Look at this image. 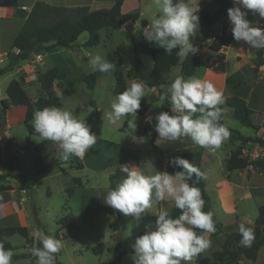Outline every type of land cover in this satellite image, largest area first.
Returning <instances> with one entry per match:
<instances>
[{"label": "clouds", "instance_id": "1", "mask_svg": "<svg viewBox=\"0 0 264 264\" xmlns=\"http://www.w3.org/2000/svg\"><path fill=\"white\" fill-rule=\"evenodd\" d=\"M155 4L160 14L153 16L143 29L144 38L168 54L174 49H179L181 56L195 54L198 49L190 38L199 27L198 5L194 6L191 0H155ZM248 10L264 19V0H233V7L227 10L233 38L252 48L264 49V28L247 19ZM89 65L92 71L101 73H108L115 67L99 53L91 55ZM57 95L63 96L59 87ZM144 95V81L132 80L112 100L111 111L107 113L109 123L117 125L128 116L135 120ZM164 99L170 103L172 114L162 111L154 117L155 131L161 140L176 141L188 137L196 145L211 149L219 148L229 138V129L221 123L226 112L220 107L224 104V95L210 80L195 76L185 79L179 75L165 92ZM152 120V116L146 117L149 124ZM127 122L135 126L132 120ZM33 128L41 140L58 144L61 151L57 156L62 161H69L72 156L83 158L97 142L96 134L91 132L84 119L62 107L35 110ZM169 164L182 170L174 174L157 171L154 175H145L139 167L123 165L125 177L106 195V205L136 220L166 197H171L174 206L180 210V215L173 217L167 209L161 208L156 214L154 230L148 227L135 239L133 264H188L210 246L205 234L216 231L214 214L204 211L205 201L200 188L195 186L205 178V173L182 157L171 158ZM193 175L197 180L189 184ZM238 231L242 237L240 244L250 247L254 240L252 229L240 223ZM34 239L41 245L31 249L35 264H55V254L62 249V241L46 235L41 229L35 230ZM13 255V251L0 242V264H11Z\"/></svg>", "mask_w": 264, "mask_h": 264}, {"label": "crops", "instance_id": "2", "mask_svg": "<svg viewBox=\"0 0 264 264\" xmlns=\"http://www.w3.org/2000/svg\"><path fill=\"white\" fill-rule=\"evenodd\" d=\"M36 1L37 0H18V5L16 7L0 6V68L7 65L10 59V53H13L15 51L12 48V43L25 21V18H23L21 11L22 10L30 11ZM44 1L51 4L65 5V6L88 5L90 6L91 9L111 7L115 2V0H44ZM152 1L153 0H124L121 6V11L123 13L138 12L140 13V18L137 21L128 22L122 28H125L126 25L128 24L132 25L133 28L138 27L141 24V26L144 29L147 25H149L150 15L153 17L160 14L158 6L152 4L151 3ZM215 2H216L215 0H191V3L194 6L198 5L199 9L204 8V9H209L211 11L215 9L216 6ZM130 3H133V5L132 4L130 5ZM231 7H233V1L226 9L225 14L222 15L212 27L205 29L203 31L197 30L195 36L190 38L194 46L196 43H201V45L199 46V51L201 54L200 64L196 69V72L192 76H195L200 79L210 80L216 86V88L223 93L224 96L236 95L244 98L248 106L254 110V113L252 114V118L254 123L260 126V129L256 130L253 128L254 133L252 134L249 131L245 132L246 126L243 125L239 120H237L234 117L233 109L231 108L230 111L228 107L224 108L226 109L225 115L223 116L224 125L229 129V131L238 130L244 136H252V137L258 136L264 139V66L259 68V70H256L254 63V58L259 49L252 48L250 45H248L246 42L242 40L236 41L233 37L228 45L222 47L218 51H214L209 47L210 42L214 39V37L217 34H221L223 31L227 32L228 34H232L233 26L229 21L228 12H227V10ZM142 19H145L147 21L146 25L142 23ZM247 19L249 21H252L254 25L257 22L256 17L247 16ZM83 39H84V33L71 46L61 47L57 45L56 47H53L46 52L38 54L41 56V60H38V55H34L27 60L21 61L13 70L8 71L5 74L1 75L0 101L4 98H7L6 88L10 83V81L14 78L21 80L22 85L27 92L26 85L28 83H32L33 81L38 80V74L40 72H44L50 67H57L63 71L66 70V67H68V65L71 64L73 61L72 58V54L74 52L73 48L75 47V48L83 49V45L86 46L85 44H83L84 42H82ZM141 39L142 40L140 42L138 41V44L139 45L143 44L149 51L151 50L152 47H156V45H154L153 43L148 42L144 38V36H142ZM135 40L137 39L135 38ZM57 52H63L65 55H58L54 57L55 54H58ZM186 56L187 55L181 56L180 64L171 67L170 70L165 74L166 80L168 82L173 81L178 75L182 74L181 62L185 59ZM84 58L87 57L84 56ZM49 59H50V63L46 64L45 60H49ZM29 64H32V68L36 71V74L35 76L31 77L29 81H24L23 80L24 71H25L24 68H26ZM153 66H154V60H153ZM122 68L127 75L126 77L127 87H128V79L142 80L145 83V79L150 75L152 71L151 69L150 72H145L143 70L142 61H141V68L144 75L143 77L140 78L134 77L136 66L133 69L131 66H124ZM14 70H16L17 73L14 74L13 73ZM84 75H86L85 72L81 71L79 74V79L83 80ZM189 77H186L185 79ZM66 78H67V74L65 79ZM83 82L85 81L83 80ZM170 85L171 84L162 85L158 87H149L145 83V92L150 91L153 98L159 100V106L155 107L153 105L152 98H150L149 96H147V94H145L144 96L147 97L149 102V108L147 109L149 112L148 116L151 115L153 117L152 123L149 124L148 122H146V116L144 114L136 115L140 127L145 129L144 133L141 134L140 136H143L144 134L147 136L150 135L151 141L158 145V147L155 148V154L153 159L155 174L157 171L168 172V167L170 165L169 160L174 154L179 152L200 151L203 154L202 170L203 173H205L204 181L206 184V190L211 197L212 207L216 215V218L218 221H220L223 224V234L231 231H238V227L240 223H244L246 226L251 225V229H253L255 226L256 218L258 217V207L259 205L264 204V169L262 168L258 169L253 165H249L243 169H236L233 171H229L227 170L226 163H227V159L230 157L232 152L236 150L238 147L242 146V155H243V153L246 151V148L249 147L253 148L255 145H257L258 148H260L261 151H263L264 144H260V142L257 143L252 141L242 144L241 140L233 139L229 136L227 140L222 142L219 148L209 149V148L200 147L195 143H193L190 138L185 137L183 138V140L168 141L169 144L171 145L169 151L166 152L163 146H161V143L165 141L157 140L155 137L156 121L154 117L158 113L164 111L162 109L161 91L166 92ZM37 95L33 97L32 96L29 97L32 100H35L37 98ZM17 106L20 107L11 106L9 108L4 123H5V131L8 137L12 139L14 148L20 150L22 152L21 157H23V155H25L26 152L22 150L21 146L19 147L17 146L15 134L13 132V127L17 124L24 123L26 107L24 105H17ZM168 112L169 114H172L171 105L169 107ZM31 136L32 135H30L29 138L32 141H34L31 138ZM157 141H159V143ZM39 142H35V143H39ZM50 142L51 141H48L47 146H49ZM140 146H141L140 141H137L132 143L131 148H123L122 155L118 154L112 159L110 164V166H112V169L114 166L116 167L118 165L123 166V165H127V163H129L128 166H134L135 160L133 159V156L134 154L139 153V155L141 156V161L138 167L139 170H141L145 174V169L143 168V163H142L143 155H141L140 153L141 151ZM60 151L61 149L58 146V148L55 150V153L54 154L52 153V164L55 163L59 164L61 165V168L62 166L63 167L66 166L63 172L66 175L70 176L69 180L64 183L66 187L67 183L73 178L71 177V174H69V172H73L75 169H82L88 165L86 158L90 151L88 150L83 158L78 157L79 158L78 160L83 162L84 164L82 168H77L68 161H62L61 163H59L60 159L58 158L57 154ZM44 152L45 150L42 152L41 158L39 154H36V157L38 159L40 158L39 160H43L44 158L46 159L45 155H43ZM4 153H5L4 149L3 151L0 150V154H1L0 165L2 162V169H6L8 166V158ZM131 160H133V162ZM101 165L105 167L104 163H101ZM2 169L0 170V172H3ZM112 169L109 173H112ZM38 174H39L38 175L39 178L37 177L38 178L37 182H40L42 181L43 175L46 174V169L39 171ZM77 178H79L81 182L76 184L73 197L80 188H85L84 179L80 177ZM45 179L48 178L45 177ZM0 184L11 185L12 187L11 189L0 190V196H2L3 198L2 200H0V227L25 225L28 227L29 230L28 239L24 237L26 238V244H22V246L24 247L23 252H21V255L19 256V254L16 253L15 251V253L21 258L19 259L17 258L18 257L17 256L12 258V260H15L14 261L15 264H21V263H25V260L27 259V261H30L29 262L30 264L31 257L26 254L30 251L31 246L36 244V240L34 239L35 231L29 229L30 219H29V213L27 207L25 205V201L28 200L27 197L29 195H32L34 193V189L27 187L29 194L27 196L26 193H23V189L26 188L22 187L17 180L6 178L1 180ZM106 190H107L106 191L107 194L108 191L110 190V185L108 188H106ZM84 196L85 194H83L82 196L83 200H84ZM250 198L254 199L255 201L254 206L256 208V216H254V218L252 219L246 218L245 216L246 214L245 201ZM87 199L86 201H84V204L89 203ZM153 205L155 206L156 214H158L161 208H165L168 211H170L174 206V201L171 197H166L165 201H161ZM65 207H67L68 209L67 211L65 210ZM85 207H83L81 211L82 213L87 214L89 212L85 209ZM72 210L73 207L69 205V203L63 207V213H64L63 215H65L67 212H70L72 223L69 228H60V224L58 222V227H59L58 232L60 236V238H58L59 240L62 238L64 239L69 238L71 233L74 232L73 230L75 228V223L73 220L74 215ZM107 211H109V213L111 214L110 224L111 225L116 224L117 215L115 213V209L108 206ZM32 212H37V205H34ZM35 216L39 217L40 214L37 213ZM142 216L143 218L144 216L150 217L151 216L150 209H148L145 213H143ZM246 220L249 223H246ZM37 221L40 222V220ZM142 227L143 226L137 223L138 230H136V232L134 233L142 231V229H144V231L147 230L146 227L144 228ZM153 228H155V226L151 227V229ZM110 229L111 232H109L108 235L106 234V236L102 240L104 241L103 243H105L107 247L112 248L116 244L113 243L114 241L112 240V237L114 238V235L117 234L118 228L116 226L115 227L111 226ZM9 236H6V239L8 241H9ZM127 236H124L123 233L120 234L121 240ZM89 246H93V245H88L87 248ZM262 252H264V246L261 248L258 258L255 261L243 260L239 264H247V263L249 264V262L255 264L259 260V258H261ZM122 262H123V258H122ZM122 262L120 264H122Z\"/></svg>", "mask_w": 264, "mask_h": 264}, {"label": "trees", "instance_id": "3", "mask_svg": "<svg viewBox=\"0 0 264 264\" xmlns=\"http://www.w3.org/2000/svg\"><path fill=\"white\" fill-rule=\"evenodd\" d=\"M124 0H115L111 7L91 9L88 5L79 6H65L51 4L44 0H37L30 11L22 10L21 14L25 18L24 24L17 33L13 40L12 48L15 50L10 53V59L7 65L0 68V76L8 71L13 70L21 61L27 60L34 55L41 54L50 50L53 47H69L74 44L79 37L88 32V39L85 41L86 46H94L100 42L99 30L102 28L121 29L125 24L130 21H137L140 18V13L131 12L123 13L121 6ZM216 8L211 11L209 9L200 8L197 15L199 16L198 30L203 31L212 27L219 18L225 14L226 9L232 2V0H215ZM18 5V0H0V6H14ZM144 25L147 24L145 19H142ZM232 34H228L223 31L221 34H217L210 42L209 47L218 51L222 47L228 45L232 40ZM52 42V43H51ZM201 43H196L195 47L198 49L195 54H188L181 62L182 74L184 78L192 76L200 64L201 54L199 46ZM154 66L150 75L145 79V83L149 87H158L162 85L171 84L173 81L168 82L165 74L171 67L179 65L181 55H178L179 49H174L171 54H168L161 47H152L150 50ZM255 68H259L264 65V49H259L254 58ZM101 72L97 71L83 76V80L86 82L89 89L93 90L97 81V77ZM116 77V85L114 93H122L127 88L126 73L119 62L114 71ZM143 71L141 68V60L137 58L136 71L134 73L135 78L143 77ZM179 76V75H178ZM66 77V73L57 68L50 67L44 72L38 74V80L41 84V89L35 100H32L24 89L21 80L12 79L6 88L7 98L1 100L0 104V123L5 122L6 115L11 106L24 105L26 107L24 125L29 135H37L33 128V113L35 110L43 109L45 107L56 106L62 107L60 96L54 90V85L57 80H63ZM24 80V78H23ZM162 94V109L169 111L170 103L167 99H164V91ZM220 107H230L233 109L234 117L239 120L243 125L252 127L256 130L260 129V126L254 123L252 114L254 110L250 108L246 100L240 96H224V104ZM149 108V102L146 96L142 98L140 109L137 114L142 115ZM81 108H77L73 113L78 116ZM148 111V110H147ZM221 123L224 124L223 117ZM144 128H141L137 133L143 134ZM230 137L233 139L241 140L242 144L249 141L263 142L264 139L258 136H244L238 130H230ZM10 144L5 146V153L8 158V166L4 172H0V181L6 178L17 180L24 188L30 187L31 173L26 170L21 161V151L14 148L12 139L9 138ZM48 141L42 140L39 143L32 141L29 136L26 145L22 147V150L32 151L36 154L42 153ZM173 157H182L199 168L202 172V159L203 154L200 151L179 152L174 154ZM76 156H72L68 161L77 168L84 166L83 162L78 160ZM135 160L134 166L140 165L141 156L139 153L134 154ZM160 160V159H159ZM60 160L59 163H61ZM249 165H253L256 168L264 169V159L255 158L248 159L242 155V146L238 147L232 152L227 159V170L233 171L236 169H243ZM182 168L173 167L169 165L168 173L174 174L176 171H181ZM124 173L121 166L118 165L116 170L110 174V189L114 188L124 177ZM197 178L193 175L192 179L188 181L189 184H194ZM73 183H80L81 180L77 177L72 178ZM195 186L199 187L202 193V198L205 201L204 211L213 212V220L215 222L216 231L214 233L205 234L209 238H215L223 234V224L217 220L212 207V200L209 193L206 190V184L204 179H200ZM11 185L0 184V190L11 189ZM75 191L74 185H68L66 187L67 198L73 196ZM67 211V207H65ZM173 217L180 215V210L175 206L169 211ZM117 215V223L112 224V227H118L123 225L124 214L115 210ZM60 228H69L72 223L70 212H67L63 217L58 220ZM38 229H41L47 235V230L44 226L39 225ZM120 230L117 231V234ZM254 234V240L250 247H244L240 244L241 235L239 231H231L223 234V240L221 242V248L215 250L212 253L211 264H239L243 260L255 261L258 258L261 248L264 246V204L258 207V217L255 221V226L252 229ZM145 231L138 232L136 234L129 235L117 241L116 244L110 248L105 243L99 242L96 245L89 246L88 248L96 255L104 253L106 250L113 251L112 264H120L122 258L126 254L134 252L133 244L135 239L143 235ZM197 233L201 234V230L197 229ZM20 234L28 239L29 230L27 226H11L0 227V242L4 243L6 249H11L14 253L13 257L18 255L15 253L14 245L6 239V236ZM60 238V236L58 237ZM34 246H41L36 241L35 245H32L30 251L26 254L31 257V263L35 264L36 258L31 255V249ZM60 252L55 254V264H63L58 260Z\"/></svg>", "mask_w": 264, "mask_h": 264}, {"label": "rangeland", "instance_id": "4", "mask_svg": "<svg viewBox=\"0 0 264 264\" xmlns=\"http://www.w3.org/2000/svg\"><path fill=\"white\" fill-rule=\"evenodd\" d=\"M155 4V0L151 2ZM216 3V2H215ZM133 3H130V5ZM216 8V6H215ZM153 17L150 15L149 21ZM100 43L94 46H84L81 48H73L71 64L64 70L67 74L65 80H57L54 90L57 93V87L63 90V96L60 97L62 102V108H65L71 112H74L78 107L81 108L78 117L84 119L85 123L90 126L91 132L97 136V142L89 149L87 155L88 165L82 169H75L73 172H69L71 177H80L84 179L85 188H80L74 197L67 198L66 187L68 185L76 186V183L72 182V179L67 183L66 187L64 183L69 180L70 176L66 175L63 171L65 167L59 164H52V153L58 148V144L50 142L49 146L45 149L43 155L46 159L39 160L36 157V153L27 151L21 161L25 166L26 170L31 173V184L30 188L34 189L32 195L26 192L28 200L25 201L30 219V230L38 229L39 225L46 228L48 235L54 236L58 239L59 227L58 220L63 213V207L69 203L73 207V220L75 223L74 232L71 233L69 238L60 239L63 243V247L60 250L58 260L63 264H112L113 251H105L102 254L96 255L90 249L88 245H96L98 242H104L102 239L111 232L110 218L108 206L105 204L106 188L110 185V174L112 169L110 166L112 159L123 153V148H131L132 143L140 141V153L143 155V168L145 169V175H154V154L155 148L158 147L156 143L151 141L150 135L140 136L137 132L141 129L138 118L134 120L133 117L128 116L122 118L117 125H112L107 119V113L111 111V102L117 96L113 93L116 85V77L114 74L115 68L120 62L122 67L131 66L132 69L137 65V58L143 63V70L150 72L153 66V57L150 51L142 44L139 45L143 36V27L141 24L138 27L133 28L132 25H126L122 29L102 28L99 32ZM135 38L137 40H135ZM88 39V32H84V39L82 42ZM54 57L58 55H65L63 52H57ZM101 54L108 60L114 63L115 67L108 73H101L98 75L95 88L90 90L83 80L79 79V74L84 71L86 75L95 73L92 71L89 60L91 55ZM86 56L87 58H84ZM45 63H50L49 60H45ZM13 73H17L16 70ZM189 77V76H188ZM24 81H27L24 79ZM132 79H128V86ZM71 82V83H70ZM26 84V83H25ZM29 96H35L38 94L41 86L39 80L33 81L26 85ZM147 96L152 98L153 105L159 106V100L153 98L151 92H145ZM162 99V98H161ZM1 104V101H0ZM20 107V106H16ZM231 111V108L228 107ZM132 120L135 126L128 124L127 121ZM126 126V127H125ZM245 132L249 131L251 134L254 133L252 127L246 126ZM17 146L23 147L26 145L29 133L24 126V123L17 124L13 127ZM157 140H161L158 133L155 135ZM31 138L35 142L41 141L37 135H32ZM159 143V141H157ZM258 143V142H257ZM260 144H264L260 142ZM120 145V146H119ZM170 145L168 141L161 143L166 152L169 151ZM4 147V148H3ZM120 147V148H118ZM5 152V146H3L2 138L0 135V150ZM263 151L255 145L253 148H246V153L243 157L248 159L264 158ZM258 153H261L258 155ZM6 155V153H4ZM1 155V154H0ZM49 156V157H48ZM7 157V156H6ZM133 162V160H131ZM42 163V164H41ZM45 163V164H43ZM104 163L105 167L101 165ZM2 169V162L0 170ZM46 169V174L43 175L42 181L37 182L39 178V171ZM3 172L6 169H2ZM116 170V166L113 167L112 173ZM38 177V178H37ZM47 177L48 179H45ZM65 187V188H64ZM25 194V195H26ZM83 194L84 200L82 198ZM88 196V197H87ZM88 198V199H87ZM89 201L88 204H84V201ZM254 199L250 198L245 201V216L246 218H254L256 216V208L254 206ZM34 205H37V212H32ZM86 206V207H85ZM89 212L87 214L82 213V208ZM151 216H141L139 220L124 215L123 225L118 229V234L112 237L113 243L115 244L121 233L124 236L136 234L137 223L146 227L155 226V220L157 219L155 206L150 208ZM39 213L40 218L35 215ZM64 216V215H63ZM62 216V217H63ZM37 220H40L38 222ZM246 223H249L246 220ZM251 228V225L246 226ZM118 228V227H117ZM154 230V228H153ZM144 231V229H142ZM141 232V231H139ZM138 233V232H137ZM222 235V234H221ZM215 238H207L210 240V246L197 257H194L188 264H210L212 261V253L215 250H219L223 235ZM9 241L16 247V253L21 255L24 247L22 244H26V238L20 234H14L9 236ZM121 241V240H120ZM132 254H126L123 257L122 264H132ZM17 258H21V257ZM15 260H12L11 264H15ZM30 261L25 260V263L29 264ZM248 264V263H247ZM249 264H254L249 262ZM255 264H264V252L261 254V258Z\"/></svg>", "mask_w": 264, "mask_h": 264}, {"label": "built area", "instance_id": "5", "mask_svg": "<svg viewBox=\"0 0 264 264\" xmlns=\"http://www.w3.org/2000/svg\"><path fill=\"white\" fill-rule=\"evenodd\" d=\"M233 1V0H232ZM243 10V9H242ZM248 16H250V17H256L257 18V22H258V24H259V26L261 27V28H264V19H262V18H260L259 17V15L258 14H253L252 12H251V10H248ZM38 60H41V56L40 55H38ZM262 66H264V65H262ZM261 66V67H262ZM260 67V68H261ZM24 79L25 80H27V81H29L30 80V78L31 77H33V76H35V74H36V71L32 68V64H29L26 68H24ZM262 70V69H261ZM148 111H146L145 113H144V115L147 117L148 116ZM151 116V115H150ZM244 153H246V151L244 152ZM243 153V154H244ZM247 154V153H246ZM259 155V154H258ZM263 155H264V152H263ZM127 165H129V163H127ZM27 189V188H26ZM26 189H24V191L26 190ZM27 192V191H26ZM26 192H24V193H26ZM22 226H25V225H22Z\"/></svg>", "mask_w": 264, "mask_h": 264}, {"label": "water", "instance_id": "6", "mask_svg": "<svg viewBox=\"0 0 264 264\" xmlns=\"http://www.w3.org/2000/svg\"><path fill=\"white\" fill-rule=\"evenodd\" d=\"M0 135L2 138L3 145L8 146L10 144V140H9V137H8L6 131H5V123L4 122L0 123ZM117 239H118V241L121 240L120 235L117 236Z\"/></svg>", "mask_w": 264, "mask_h": 264}]
</instances>
